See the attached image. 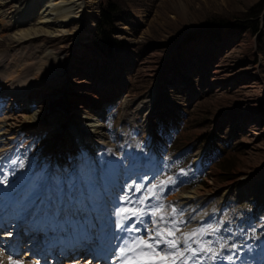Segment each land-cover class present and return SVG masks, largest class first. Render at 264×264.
Returning a JSON list of instances; mask_svg holds the SVG:
<instances>
[{
  "label": "rangeland",
  "instance_id": "1",
  "mask_svg": "<svg viewBox=\"0 0 264 264\" xmlns=\"http://www.w3.org/2000/svg\"><path fill=\"white\" fill-rule=\"evenodd\" d=\"M113 1L120 4L121 18L129 13L130 24L116 22L112 33L116 40L109 50L95 46L96 23L100 20V7L106 2L97 0L95 19L88 15L89 8L85 10L86 20L94 19L84 40L90 49L76 53L69 66L74 80L71 93L87 85L107 96L105 111L99 115L103 125L100 135L104 139H96L104 143L95 145L92 138H85L98 123L91 111L93 119L80 124L83 134L75 129L66 132L71 135L75 150L67 153L64 176L61 178L58 171L52 184L45 182L42 186L38 176L29 179L27 174L33 163L32 152L48 144L52 136L39 129L22 135L12 155L15 166L10 168L6 159L0 161V170L4 171L0 182L8 183L21 176L10 185L9 192L13 189L12 195L22 186L17 193H25V201L40 191L41 199L35 200L34 206L47 209L53 226L50 232H55L53 236H58L60 243L54 244V237L51 241L42 239L46 236L44 229L28 238V223L12 235L10 218L0 227V264H87L85 257L64 259L61 256L66 252H60L61 245L85 237L90 238V254L99 251V257L88 264H121L119 250L126 237L145 236V228L170 226L160 223L159 216H152L154 210L163 205L161 212L170 221L173 195L210 187L214 195L199 209L204 218L187 228L191 232L207 230L196 239L212 251L200 252L198 264H219L224 250L231 257L224 264H264V186L261 201L252 195L244 199L230 195L221 202V191L227 184L262 171L258 178L264 179V1ZM260 3L261 10L252 16L251 9H257ZM12 34L0 38V70L23 67L26 62L14 65L12 55L27 51L33 53L29 62L36 70L44 68L43 51L38 46L42 42L28 40L17 47ZM4 112H0V118ZM54 118L51 130L58 132L61 120L59 116ZM144 137L152 138V152L143 143ZM197 155L200 157L195 164ZM86 158L93 162V167L84 173L89 168ZM61 164L58 162L56 168H63ZM132 165L139 172L130 173ZM107 177L117 179L118 190L104 184ZM169 178L171 183L157 187L155 196L144 204L138 203L148 188ZM128 185L133 186L129 189ZM136 185H143L140 192L135 191ZM244 189L245 186L239 187L245 192ZM96 192L99 200L94 199ZM124 196L129 199H122ZM80 202L86 210L75 211ZM62 205L69 207L67 214H62ZM100 207L104 212L96 213ZM121 208H143L145 214L122 220ZM180 217L176 212L174 219L179 221ZM137 219L144 223H136ZM110 221L112 229L115 225L113 232L106 228ZM134 223L141 229L139 233L123 230ZM177 227L176 237L181 238L179 233L185 230L184 225L178 223ZM33 239L36 244L31 248L28 243ZM200 244L192 243V247L198 248ZM180 247L182 250L183 245ZM26 252L30 255L26 256ZM213 254L214 260L210 259ZM188 264H193V260L189 259Z\"/></svg>",
  "mask_w": 264,
  "mask_h": 264
},
{
  "label": "bare ground",
  "instance_id": "2",
  "mask_svg": "<svg viewBox=\"0 0 264 264\" xmlns=\"http://www.w3.org/2000/svg\"><path fill=\"white\" fill-rule=\"evenodd\" d=\"M96 1L0 0V38L3 35L13 33L12 40L17 47L28 40L41 41V45L38 46L43 51L41 64L45 65L44 68L36 70L35 66L29 62L33 58V53L27 51L22 52L23 54L21 55L19 53L12 55L14 65H19L18 63L23 61L26 62L23 67L15 68L14 70H0V112L5 111L4 116L0 118V146L2 145L3 147L0 149V161L6 159L7 165L13 168L16 163L12 159V155L20 141H22V135L25 132L37 129L48 132L52 137L48 144H42L39 149L32 152L33 163L30 172L27 174L29 179L38 176L42 180V186L45 182L52 184V178L58 171H60L61 178L64 176V170L67 167L65 162L67 153H72L75 150L71 135L66 132L75 129L80 134H83L84 131L81 129L80 124L93 119L90 118L92 116L91 111L94 112L98 123L92 126L91 135L85 136V138H92L93 141H96L97 138L104 139L100 135L103 125L99 123V115L105 111V104L108 102L107 96L105 97L103 92H97V89L94 90L87 85H82L80 90L71 93L74 80L69 74V68H71L69 66L75 54L78 52L85 53L90 49L88 42L84 40L86 35L91 32V27H93V21L96 17L93 16L96 13ZM87 8H89V11L87 10L88 15L94 17V19L88 18L86 20L85 10ZM85 20L86 24L84 25L83 21ZM2 58L3 55H0V62ZM5 100H8L7 103H4ZM147 111L150 115V110ZM149 115L145 117L147 125H149ZM55 116H59L61 120V127L58 132L51 130ZM143 139H145L143 143H145L146 147L148 149L151 148L152 138L149 137L147 140L144 137ZM94 143L97 145L104 143V141H96ZM150 151L152 152V149H149ZM88 155L89 153H87ZM1 156L3 157L2 159ZM199 157L200 155H197L194 160L195 164ZM59 158L61 161H59ZM85 161L89 168H85L84 173L93 167V162L91 163L87 158ZM58 162H62L63 165L61 164V167L64 166V169L56 168ZM1 167H3L2 164L0 169ZM1 170L0 174L4 173ZM128 171L134 174L139 172V169H135V166L132 165ZM262 174L263 171L261 174H255L254 176L247 174L238 181L224 186L221 191V202L223 203L230 195H234L236 199H244L252 195L258 201L260 197L261 201L260 192L261 187L264 186V179L260 180L258 177ZM103 176L106 177L107 175L104 174ZM19 177L21 176H17L15 180ZM113 177L105 178L104 184L106 186L109 185L110 189L116 191L120 184ZM93 178L96 180L95 176ZM15 180L8 181V183H6L7 181L0 182V227H3L4 222L12 218L13 224L10 227L13 229L11 231L12 235H17L18 229L28 223V238L36 236L39 230L44 229L43 234H46V236L43 235V238L51 239L54 233H49L50 230H53L49 220L51 217L49 218L47 214L49 212L46 208V210L43 208L40 210L37 207L38 205L34 206V201L41 199L40 191L32 193L26 201L22 198L23 192L17 193L22 186L11 195L13 189L9 192V188L11 184H14ZM256 180L257 182H255ZM243 186H245V192L239 190V187ZM95 189L96 187L92 191H95ZM213 191L212 187L207 190L195 188L187 192V194L176 193L172 196V199H170L171 207L172 209L175 208L176 212L181 216L179 221H183L180 224L184 225L185 229L179 233L180 237H182L183 233H190L189 227L204 218V214H201L199 209L206 200L214 195ZM94 195H97L96 197L99 200V193L96 192ZM19 196L20 200L18 202ZM22 200L25 202L21 203ZM82 202L77 204L75 211L86 210L85 204H82ZM109 203L110 201H107V209L111 207ZM61 208L62 214L68 213L69 207L63 206ZM101 208H98L96 213H103L104 210H101ZM43 214L48 215L47 218L43 217ZM43 218L45 219L44 222ZM185 224H188V226L185 227ZM37 238L39 239V237ZM35 241V239L31 240L28 246L35 245ZM73 242L78 247L85 245L81 241H77V239L73 240ZM75 245L72 248L78 250ZM181 245H183L182 242ZM64 251L66 252V250ZM222 254L223 257L221 258L222 260L218 261L219 264L228 263V250H224ZM25 255L28 256L30 253L26 252Z\"/></svg>",
  "mask_w": 264,
  "mask_h": 264
},
{
  "label": "snow or ice",
  "instance_id": "3",
  "mask_svg": "<svg viewBox=\"0 0 264 264\" xmlns=\"http://www.w3.org/2000/svg\"><path fill=\"white\" fill-rule=\"evenodd\" d=\"M144 179H147L145 177ZM169 180H161L159 184H154L148 188L147 193L138 200L139 204H144L151 196L156 195V188H163ZM136 182L133 181V185ZM133 185H128L131 189ZM143 185H136L135 191L140 192ZM158 198V197H157ZM122 199L128 200L129 197L124 196ZM163 205L154 210L151 215L159 216L160 223L169 224L167 228H161L159 226L148 229L145 228V236L129 235L123 240V244L119 250V259L121 264H188V260L192 259L193 264H198V254L200 252H211L212 249L203 244H200L196 238L206 231L204 228L195 229L190 233H183L181 238L176 237V233L179 231L177 224L183 221H177L174 219L176 215V209H172V220H167L162 214L161 210ZM119 214L122 220L131 219L132 217H142L144 213L143 208H121ZM136 223H144V221L137 219ZM151 223L157 224L156 220H152ZM123 227V226H122ZM125 232L139 233L140 228L135 226V223L127 228L123 229ZM166 233V235H165ZM181 242L183 249L181 250ZM192 243L200 244L198 248H193ZM210 259H216V254H213ZM231 259V257H228Z\"/></svg>",
  "mask_w": 264,
  "mask_h": 264
},
{
  "label": "trees",
  "instance_id": "4",
  "mask_svg": "<svg viewBox=\"0 0 264 264\" xmlns=\"http://www.w3.org/2000/svg\"><path fill=\"white\" fill-rule=\"evenodd\" d=\"M261 3L257 4L256 6L257 9L254 8L251 9L252 16L257 15L258 12L261 10V6H262ZM122 13L123 12L121 11L120 4L117 3L116 1L106 0V2L103 5H101L100 20L96 23V29H95V31H97L95 32L96 33L95 46H98L102 50H106V49L109 50V48L112 47L111 45L112 42L116 40V38H113L112 36L116 22L121 21L122 23L130 24V20L128 19V17L130 16L129 13H126V15L123 16V18H121ZM248 25L249 24L247 25L245 24L246 27H248ZM93 38H92V42H93Z\"/></svg>",
  "mask_w": 264,
  "mask_h": 264
}]
</instances>
